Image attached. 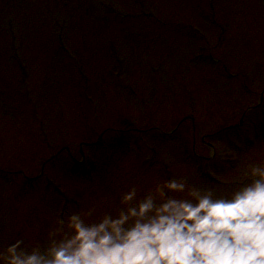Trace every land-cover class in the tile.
<instances>
[{"label": "rangeland", "instance_id": "374dc122", "mask_svg": "<svg viewBox=\"0 0 264 264\" xmlns=\"http://www.w3.org/2000/svg\"><path fill=\"white\" fill-rule=\"evenodd\" d=\"M99 1L0 0V250L22 237L29 246L42 243L58 213L81 211L106 199L101 210H108L130 185L146 191L154 181L172 177L173 170L193 182L219 185V180L199 176L200 161L186 156L195 145L189 112L198 119L197 142L205 134L219 141L224 154L220 158L203 147V141L196 142L197 151L211 158L216 178H230L245 163L264 161V97L258 104L264 93V0H218L221 19L216 0H210L207 17L199 15L198 0H146L149 10L171 25L101 9L105 2ZM103 1L138 11L137 0ZM9 17L16 30L9 28ZM207 23L221 25L225 32H219L223 47L213 57L231 73L251 76L255 95L246 93L238 77L226 78L217 63L205 60L207 41L213 43L209 47L218 44L216 29ZM58 25L67 34L74 63L57 48ZM195 32H205L206 41ZM115 51L111 61L109 54ZM192 55L200 58L191 60ZM19 57L30 69L29 82L20 80L11 61ZM80 63L92 75L99 117L81 97L83 81L73 65ZM134 86L136 99L126 91ZM137 95L146 98L147 107ZM248 107L245 126L238 130ZM109 127L105 144L97 146L99 134ZM142 131L148 133L145 138L140 137ZM145 144L151 153L142 149ZM132 145L141 148L145 158L158 160L153 169L147 168V159L134 157ZM83 147L90 149L88 166L72 164L81 159ZM164 161L170 172L161 175L158 163ZM42 167L79 205L64 206V198L44 183Z\"/></svg>", "mask_w": 264, "mask_h": 264}, {"label": "clouds", "instance_id": "9594fccd", "mask_svg": "<svg viewBox=\"0 0 264 264\" xmlns=\"http://www.w3.org/2000/svg\"><path fill=\"white\" fill-rule=\"evenodd\" d=\"M220 185L187 175L137 184L101 210L58 213L43 242L22 237L0 264H264V161L245 163Z\"/></svg>", "mask_w": 264, "mask_h": 264}]
</instances>
